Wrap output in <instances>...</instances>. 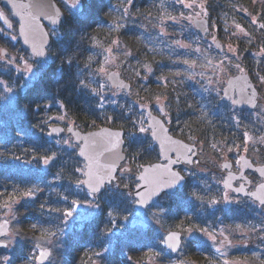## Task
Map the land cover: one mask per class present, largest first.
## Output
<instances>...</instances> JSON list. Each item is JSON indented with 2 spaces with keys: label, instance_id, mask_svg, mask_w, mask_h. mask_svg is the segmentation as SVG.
<instances>
[{
  "label": "trees",
  "instance_id": "16d2710c",
  "mask_svg": "<svg viewBox=\"0 0 264 264\" xmlns=\"http://www.w3.org/2000/svg\"><path fill=\"white\" fill-rule=\"evenodd\" d=\"M57 1L61 4L62 0ZM104 2H107L109 7L117 5L120 15L123 14V7H127L130 18L143 15L174 16L177 13L171 0H133L131 5L127 4V0H104ZM207 3L209 21L216 26L215 33L222 44L231 39L232 28L228 21L233 20L245 28L246 35L243 33V37L232 38L240 56V63L250 76L254 77L255 74L264 76V56L253 51L264 46V29L260 28V24L264 23V0H207ZM252 16L256 18L257 23H252ZM83 17L78 10L64 13L61 22L55 27L61 31L62 40L60 37L54 39L52 36L51 46L55 51L43 64L41 72L32 75L28 82L23 79L24 71L16 66L18 65L16 63H8L5 70L0 68V193H4L0 196V203L7 200L11 194L19 198L21 192L32 185L42 187L43 196L40 199L42 201L23 200L27 206L26 210L29 211V217L34 220V224H44L43 228L56 233L53 237L57 242L56 246L59 242H63L61 246L64 250L61 253L69 258L77 253L74 243L82 241L86 243L85 253L96 252L98 264H116L119 259L127 261L129 257L137 264L214 262L217 257L205 236L188 237L181 244L178 252L171 253L160 243L162 232L154 225L143 226L131 222L135 209L133 198L129 193L136 181L135 178L127 184L128 193L118 188H106L102 191L101 193L105 195L97 203V213L82 220L81 225H73V229H69L67 233L62 234L61 230H56L57 224L61 227V220L58 223L51 222L50 219L54 216L51 215L50 218L46 209L68 208L71 201L76 199L75 193L83 195L74 190L75 180L81 178L74 169L82 166V161L77 158L72 148L64 149L57 146L54 139L43 132L32 134L25 130L18 131L15 129L16 123L31 127L47 124L54 113L61 111L72 119L75 126L83 130L101 126L123 129L124 150L127 158L135 166L159 158L157 147L148 134L141 136L139 133H131L132 129L137 130V126L131 115L133 111L127 105L124 104L120 109H116L111 104L102 103L100 92H93L90 88L80 86L81 79L77 71L84 60L77 56L74 50L66 48V45L68 32L74 26L80 25ZM13 24L16 26L15 21ZM95 31L96 38L99 37L102 43H107L112 35H116L114 31L101 26ZM188 31L189 33L184 35V42L187 45L189 43L194 45L193 41H201L204 37L195 32L189 24ZM11 39L0 34V46L9 48L11 45H16L25 55H29L18 39L14 44ZM141 54L149 64L156 60V53L149 49H144ZM76 57L81 62L75 61ZM0 63L4 64V61ZM137 70L136 67L131 73ZM147 82L138 85L137 92L150 96L168 94L166 100L170 108L169 125L173 133L180 137L190 138L192 141L203 140L212 145L218 140L231 147L237 142L243 145L244 128L253 131L256 129V123L244 116L249 110L233 107L230 102L221 99L220 94L205 95L200 90L199 96L195 95L198 100L195 103L185 99V96L173 92L171 94L168 91L171 90L170 85L162 81ZM9 89L14 92L10 93ZM10 99L14 101V105H10ZM37 104L40 105L39 108L36 107ZM132 107L133 110L137 109L134 105ZM127 109H130L129 113ZM234 111L242 114L239 124L236 123ZM57 119L51 121L57 122ZM237 125H240V128ZM53 153L56 155L55 160L48 167H44L41 157ZM133 156L136 158L133 159ZM58 173L59 179L56 178ZM212 186L210 182L202 184L187 179L181 188L165 194L150 204L147 210H154L153 213L159 215L160 222L169 229L186 232L201 231V229L210 231L219 223L246 226L249 230L256 228L258 231L250 235L252 244L243 245L233 257L255 258L257 261L255 263L264 264V220L254 214L260 213V207L248 202L247 206L222 208L220 200H217V206L212 205L211 201L218 195ZM64 196L68 197L67 201L63 199ZM42 203L43 211L40 208ZM161 209L164 211L161 212ZM3 212L0 210V215ZM109 212L112 213L111 216ZM33 233L41 235L40 228L33 229ZM107 244L108 251L104 253Z\"/></svg>",
  "mask_w": 264,
  "mask_h": 264
},
{
  "label": "rangeland",
  "instance_id": "374dc122",
  "mask_svg": "<svg viewBox=\"0 0 264 264\" xmlns=\"http://www.w3.org/2000/svg\"><path fill=\"white\" fill-rule=\"evenodd\" d=\"M185 2H188V0H185ZM58 3L60 4V2ZM171 3H173L177 11V13L174 15V17L177 18L176 21L165 19L163 22H161V17H163V15L157 17L143 15L136 18H130L129 16H126L122 21L125 27L119 30H113V22L119 21L120 17L122 16L120 15V10L118 9L117 5L109 7L107 5V2H104V0H78L76 5H71L69 2L62 0L60 4L64 13H66L67 11L78 10L84 16L81 24L78 26H74L68 32L69 38L66 45V48H71L75 51L76 55L78 54L77 56L84 60L81 62L77 60V57L75 58V61L81 62L82 64H80L81 66L77 71L80 79L84 80L86 83L91 84L92 88L100 87L101 85H103V90L100 92V94H102V97L100 98L102 99V103L104 104H111L116 109H120L123 104V99L125 101H131L129 102L128 106L131 111H133L131 112L132 114L130 113L133 116V120L135 119L136 122L143 119L144 123L142 126L146 129L147 127L145 123L148 117V115L145 114L146 107H149L152 112L156 111L155 113L164 118V113L161 114V112L158 110L157 105L159 104L165 110L167 116L170 114L169 103L166 100L168 94L158 95L161 97V100L160 102H157V95L150 96L138 93L136 89L138 85L146 84V82L149 80H156L160 82L162 81L160 77H165L166 80L162 82L170 85L171 90L168 91L171 94L173 92L177 95L185 96V99L196 103L198 100L196 99L195 95L199 96L201 91L205 95L211 94L216 96L220 94V91L218 90L221 89L223 84L226 82L227 77L239 72L235 67H232L231 65L239 63L240 67L244 69L240 63V56H238L237 54L236 45L233 44L232 41V38L238 39L244 36L243 33H240L236 28L237 23L235 21H228V24L232 28L230 41H226L224 44H222L219 40L218 44L222 47L221 49H217L213 44L212 39L213 36H215L217 39L215 33L216 26L212 24L213 22L210 23L208 18V3L207 0H203L204 8L207 11V16H205V18L208 19L209 31L206 32L201 41H193L191 39L195 44L193 45L189 43L187 45L184 42V35L186 33H189L188 24L192 29H194L192 27L191 21L188 20L187 17L190 14L194 15L195 12H199L200 8L197 7L195 8V10L189 9L184 7L182 4L177 3L176 0H171ZM199 3L200 0H197V4ZM0 12H4L8 17H11L9 11L1 3ZM181 13H183V16H181ZM253 17L254 16H252V18ZM187 22L188 24L186 25ZM11 25L12 27H6L4 24L0 23V34L9 36L10 38L15 36L17 39L16 27L14 26V24ZM99 26L114 31L116 35H112L110 41H108L107 43H102L99 37L98 39L96 38L95 34V30L98 29ZM46 28L50 35V42L47 47L46 55L41 61L34 60L31 55H25L21 50L17 48L16 45H11V47L6 48L8 52L4 53L5 58L0 59V61H4V64L0 63V68L5 70L8 67V59H14V63L18 64L16 66L23 68H25V61H27L29 65L34 66L36 70V73L34 75H38L43 69V64L51 57V53L55 51V48L51 46L52 36L54 39L60 37V40H62L61 31L59 29L51 28L48 26H46ZM242 28L245 32V28ZM232 33L237 34L233 36ZM16 39H11L13 42L12 44H14ZM113 41H119V46L113 44ZM177 41H179L182 45H186V47H179L176 43ZM229 44L232 45L234 49H236L235 53L228 51ZM1 47L2 46H0V50H2ZM109 47L113 49L111 55L114 56L115 59L114 61H111L109 64L105 65V56L109 55L105 50ZM144 49H149L150 51L156 53V60L149 64L141 56V53ZM253 51H255L260 56H264V53L261 52V47ZM125 52L130 53V55L126 56L124 54ZM225 55H227L231 59V65H229L227 61L225 62L227 72H220L218 77L220 82L218 83L217 75L214 74L213 68L219 64V61L222 60ZM89 56H92L94 58L91 62H89L88 60ZM20 57H23V59H20ZM184 60H188L190 63L185 64L183 63ZM192 61H195L194 66L191 64ZM145 64L149 65V67L151 68V72L143 67V65ZM101 66L105 67L108 72L110 70L118 71L121 74L122 78L128 80L131 84V87H133L130 93L126 95L124 91H122V89L120 90L112 87L110 88L106 79L107 76L96 75L95 73ZM136 67L138 68V70L135 73H131L132 70H134ZM216 71L219 72V69L217 68ZM137 73L139 75H137ZM177 73L179 74L177 75ZM255 75L254 77L251 76V81L258 93L257 104L254 109L250 110L244 116L256 123V129L254 131L247 128H244V130H242V135L245 131H247L252 137V140L248 141V151L245 152L243 145L239 142H237L234 146L227 147L223 141H214L215 144L212 145L209 142H205L203 140L192 141L190 138L182 137L186 141L195 144L199 148V153L197 154V158L195 159V161L197 162L195 164L186 166V168L184 169H180V171L190 181H203V183L208 184V182H212V180L215 178L221 179L220 162L232 156L234 149H239L241 154L247 155L259 164H264V140H261V137H264V82H261L259 80V76H262L261 74L256 76ZM31 76L32 75L28 71H24V75L22 77L26 80V82H28V80L32 78ZM209 81H211V83H209ZM9 92L13 93L14 91ZM131 103L132 105L137 107L136 110H133ZM10 105H14V101L12 99H10ZM234 112L235 117L237 118L236 123L239 124V118H241L242 114L237 111ZM52 116L53 117H51L48 123H52L51 120L57 118L56 116L65 117L64 120L66 124H70V122L73 123L72 119L69 118L68 115L64 112L57 111V113H54ZM48 123H45L46 125L39 124L32 127L28 125L20 126L19 123H16L15 126L17 128L15 129L18 131H29L32 134H39L43 132L45 135H47L48 127L52 125ZM68 126H65V128ZM237 127L240 128V125H237ZM131 133H139V135L141 136H145L148 134L147 132H139L138 127L137 130H135V128L132 129ZM9 134L13 135V133L11 132H9ZM52 138L54 139V143L57 146L64 149H69L71 147H69L68 144L63 143V141L70 140L71 143H74L71 135L66 132H63L59 136ZM6 139L8 140L9 138ZM57 141L60 142L57 143ZM229 149H231V151H229ZM76 151L77 149L75 150V153ZM51 164L52 162L50 163V165ZM122 165L131 167L130 171L128 173L120 171L117 174V181L109 185L110 188L117 186L119 190L122 188L125 189V182H128L129 180L135 178L134 175H136V173L140 169L139 165L135 166L132 162H130L128 158H126ZM39 189L40 191H38L36 196L33 198H24L21 196L19 198L17 197L16 202L13 204L15 214L14 219L12 212H8L6 215L5 212H3L0 215H3V219L8 220V232L4 237H2V240L9 241L7 247H5L6 251H1L0 257L8 256V254L6 253H9L10 250L15 251L13 258H15V256H17L21 252H23L26 257L25 261H23V259H17L15 264L26 263L30 253L32 252V249L38 242L41 243L43 247L48 248L49 250L50 255L47 259L48 264L54 262V258H59L58 256H62V254L60 253L62 250H64V247L61 246L64 244L63 242H59L58 246H56L57 242H55V238H53L52 236H49L45 241L40 234L37 235L33 233L31 225L34 224V220L30 219V214L29 211L26 210L27 206L24 204V201L37 199L40 200L43 196L42 187H39ZM74 190L78 193H83V195L75 193L76 199L74 200H78L80 201V203L73 209L72 216L68 217L67 220H64L62 219L60 213L52 212L50 215L48 214L50 218L51 215L54 216V218L50 219L52 223H58L61 220V227L59 226V224H57L58 227L56 230H61L62 234L70 231L69 229H73V225H81L82 220H85L89 216L92 217V215L96 214L97 203L105 195L104 193H98L94 196L89 195V192L84 190L81 185L77 184L74 186ZM228 195V192L224 191L222 196L223 200H226ZM38 196L40 198H38ZM211 204L215 205L216 203L214 201H211ZM259 209L261 214L258 212V215L256 213L254 214L264 220V208ZM48 210L49 209H46V212H48ZM153 211L154 210L151 209L145 210L143 212L135 211V214L131 216V222L133 224L137 223L143 226L152 224L164 235L165 232L169 230V228L162 224V222H160L159 215L153 213ZM221 231H223V235H221ZM257 231L258 229L256 228L249 230L246 226L241 225L218 224L217 228H213L210 231L207 229L206 231L194 232L181 231V243L185 242L188 237H192L195 235L205 236L204 233L207 232L212 233L213 235H215L216 233V235L218 236L217 242L210 244V246L217 258H215L214 262L210 264H224L225 261H228L229 264H257L255 263V258L250 259L249 257H246L245 259H241L239 257H233V255L237 253L236 251H239V249L243 246L244 242H246V246H250V244H252L250 235L251 233H256ZM15 232H19L20 234L16 235L13 238L12 234ZM259 234L262 235L263 233L259 232ZM229 240L231 242L230 244L228 243ZM217 249H219V251H217ZM134 262L135 261L131 260V258L129 257L127 261L124 259L123 262L120 261L118 264H137L136 262ZM196 263L197 262L191 264ZM0 264H3V262L0 261Z\"/></svg>",
  "mask_w": 264,
  "mask_h": 264
},
{
  "label": "snow or ice",
  "instance_id": "6c2138e0",
  "mask_svg": "<svg viewBox=\"0 0 264 264\" xmlns=\"http://www.w3.org/2000/svg\"><path fill=\"white\" fill-rule=\"evenodd\" d=\"M177 3L182 4L184 7L193 9L199 7L200 11L195 12L194 15H189L187 17L188 20H194L199 18L201 22V26H203L204 17L207 16V11L204 8L203 0H200V3L197 4V0H188V2H185V0H176ZM8 3L11 4V7L14 11L15 15H18L20 17V34L24 37V42L26 44L31 45V53L32 56H44L45 55V44H46V33H44L41 30V26L39 25L38 21L39 18L42 16L45 19L51 20L53 23H56L55 16L58 15L56 12H49V9H51V5L45 3V0H37L35 3H18L16 0H8ZM133 3V0H127V4L131 5ZM123 7V6H122ZM35 13V14H34ZM129 15V11L127 7H123V14L120 17L119 21L113 22V30H119L121 28H124L125 25L122 22L126 16ZM181 16H183V13H181ZM0 19H5V22L7 23L6 17H4V14L0 12ZM165 19L167 20H173L176 21L177 18L174 16H163L161 17V22H163ZM252 23H257L256 19L253 17ZM9 27H12L11 23L8 25ZM236 28L240 33H244V29L241 27L240 24L236 25ZM260 28L264 29V23L260 24ZM163 30V29H162ZM227 30V29H226ZM205 31H208L207 28H205ZM55 34V33H53ZM237 33H232L233 36H235ZM245 35L247 33H244ZM13 40L16 39L15 36L12 37ZM213 42L216 41V37H212ZM39 42V43H38ZM113 44L119 46V41H113ZM179 47H186V45L180 44L179 41L176 42ZM219 47V45H217ZM6 50H0V59H4V52ZM106 53L109 55L105 56L104 64L107 65L111 61H114L115 57L112 56L113 49L111 47L107 48ZM228 51L235 53L236 49L232 47V45H228ZM261 52L264 53V46L261 47ZM126 56L130 55V53L125 52ZM20 59H23V57H20ZM94 58L92 56L88 57L89 62H91ZM228 62L229 65H231V59L225 55L222 60L219 61V64L216 65L213 68L214 74L217 75V82L219 83V74L220 72H227V68L225 67V62ZM14 59H8L7 63L12 64L14 63ZM183 63L188 64L190 63L188 60H184ZM191 64L194 66L195 61H192ZM211 66V63H210ZM232 67H235L239 72L243 73L244 69L240 67V64L237 63L235 65H231ZM149 72H151V68L149 65L145 64L143 65ZM25 68L30 70L31 65L25 61ZM219 69V72L216 71V69ZM96 75L101 76H108L109 79H111L112 74L107 71V69L103 66H101L97 72ZM179 73H177L178 75ZM137 75H139L137 73ZM259 75V74H258ZM162 81L166 80L165 77H160ZM242 77H236L235 81H240ZM259 80L261 82H264V76H259ZM234 80H229V84L232 85V87L235 89L237 88V85ZM80 86L90 88L93 92H101L103 90V85H101L98 88H92L91 84L86 83L84 80H80ZM211 83V81H209ZM249 88L250 86L247 83V80H243V84L239 86L238 93L239 97L235 98V93L233 95H229V90L227 88L219 89L218 91L223 92V96L221 99H228L232 105L240 104L242 102H247L249 104L255 105L257 103V92L255 89H251V92L249 94ZM11 91V89H9ZM157 102H160L161 97H156ZM55 102V100H53ZM47 106V105H46ZM63 107V105H61ZM37 108L40 107L39 104L36 105ZM161 112H163V108L160 109ZM164 116L167 117V113H164ZM58 119H64L65 117L59 116ZM51 119V117L49 118ZM139 132H150L151 136L154 138H157L160 140V148L162 152H165L168 150V146L170 144L176 143L175 141L170 140L168 137L161 138L157 132V126H161L160 121L153 120V127L150 129H146L143 127V119L135 122ZM53 132L58 131V129H53ZM68 131L70 133H73L72 127L68 128ZM52 133H49L51 135ZM77 141H83L82 144L79 143H71L70 140H65L63 143L68 144L69 147H71L73 150L78 149L77 156L83 158L82 166L76 167L74 171L76 173H79L80 175L84 176L85 179H77L75 183L77 185H87V188L89 190V195L94 196L96 193L100 192L101 188L106 184H111L113 180L116 179L114 173L117 171V162L120 160L125 159L123 155H121V146L123 144V140L121 138V133L119 131L117 132H106L102 139L97 140L92 138V135L88 137H80L78 133H73ZM244 135V142L243 147L244 151H248V141L252 140V137L249 135L247 131L243 133ZM261 140H264V137H261ZM60 141H57L59 143ZM184 151H177V159L168 160L167 165H156L152 168H144L143 172L139 175L138 181L136 183V189L135 197H138L139 199H135V203L137 204H145L149 200H151L153 197H156L158 194H160L162 189H168L172 188L173 185H176L178 182L182 181L184 177L176 171H172L170 165L174 163H188V164H195L197 161L193 160L192 157L196 156V146L195 145H184L182 146ZM215 147V146H214ZM231 151V149H229ZM138 155V153H137ZM105 157L109 160V163L101 164L100 158ZM55 158V153L52 155H45L41 157L42 162L44 165H49V163ZM136 156H133V159H135ZM243 159V157H241ZM239 163V160L237 161ZM247 163V161H245ZM139 167L143 168V165H140ZM225 168L228 167L227 164L224 165ZM119 171H130V169H119ZM155 173H159L160 175H156ZM57 179L60 178L59 173L57 174ZM224 183L227 185L228 181L225 180ZM261 189H264V185L259 186ZM241 189H237V191H240ZM40 191L38 186L32 185L27 190H24L21 192V197L24 198H32L35 197L37 192ZM15 192V190H14ZM4 193H0V196H3ZM131 195V193H129ZM251 196L256 197L259 199L261 204H264V195H257L256 192L250 193ZM63 199L65 201L68 200L67 196H64ZM17 197L15 194H11L8 196L7 200L0 203V210H3L5 212V215L8 212L13 213V219L15 218L14 214V208L13 204L16 202ZM80 203L78 200H72L70 203V206L65 209L61 208H49L48 214L50 215L52 212L60 213L62 219L67 220L68 217L73 215V209ZM41 210L44 209V204L42 203L40 205ZM164 209H161V212H163ZM111 212H109V215L111 216ZM5 224L8 223L6 220L4 222ZM4 227L3 224H0V229ZM40 228L41 230V236L46 241L49 236L54 237L56 235L55 232H51L48 228H43L42 225L32 224L31 228L36 229ZM239 227V226H238ZM201 231H206L204 229H201ZM19 232H15L12 234V237L14 238L16 235H19ZM214 241L215 236L212 235V233H207ZM221 235H223V231H221ZM9 241L2 240L0 241V244H3L5 247H7ZM160 243L166 245L168 248L175 250L176 247L179 244V236L176 233H169ZM230 244L231 242L228 241ZM219 251V249H217ZM49 251L47 248L43 247L41 243H36L34 248L32 249V252L29 255L28 260L26 261V264H36L37 261H40L41 264H43L44 261H46L49 258ZM97 255H99L97 253ZM0 261L3 262V264H10V258L8 256L0 257ZM224 264H229L228 261H225Z\"/></svg>",
  "mask_w": 264,
  "mask_h": 264
},
{
  "label": "water",
  "instance_id": "95a60500",
  "mask_svg": "<svg viewBox=\"0 0 264 264\" xmlns=\"http://www.w3.org/2000/svg\"><path fill=\"white\" fill-rule=\"evenodd\" d=\"M0 1H1V3H3V4H4V5H5V6L11 11V14H12L13 18L17 21V35H18V39H19L21 45H22L24 48H26V49L31 53V45H30V44H26V43L24 42V37L20 34V17H19L18 15H15V14H14V11H15V10L12 9L11 4L8 3V0H0ZM75 1H76V0H70L71 3H74ZM16 2H18V3L29 4V3H35V2H37V0H16ZM45 3H47V4H49V5L52 6L51 9H49V12H53V11H54V12L58 13V15L54 17V18L56 19V21H57L56 23H53L51 20H49V19H45V18L42 17V16L39 18V21H38L39 25L41 26V30H42L44 33L47 34L46 37H45V39H46V44H45V46H44V47H45V51H46V46H47V44L49 43V35H48L47 30H46L45 24H47V25H49V26H57V25L60 23V17H62L63 12H62L61 8L59 7V5L56 3L55 0H45ZM34 14H35V13H34ZM4 17H6V16L4 15ZM6 19H7L8 22L6 23V22H5V19H3V22H4L5 24H9L10 20H9L7 17H6ZM191 23H192V25L194 26V28L196 29V31H197L199 34L204 35L206 32H208V31H205V28L209 29V27H208V20H207L205 17H204L203 26H201V22H200L199 18L194 19V20H191ZM38 43H39V42H38ZM214 44L216 45V47H217L218 49H221V46L218 44V40H217V39H216V41L214 42ZM217 45H219V47H218ZM34 57H35V58H42L43 56H34ZM27 70H28V69H27ZM29 71H30L31 73H34V69L32 68V65H31V69H30ZM109 73L112 74L111 79H109V77L107 76V80H108V82H109L110 85H112V86H114V87H118V88H123V89H125V90H128V89H129V83H128L127 81H125V80L119 75V73H118L117 71L111 70V71H109ZM236 77H242V79H241L240 81H235V78H236ZM245 79L247 80V83H248V85L250 86V88H249V94H250L251 89H255V90H256V88L254 87V85H253L252 81L250 80V77H249V75H248V73H247L246 71H243V73L239 72V73H236V74H233V75L228 76L227 79H226V82H225V84H224V86H223L222 88H227V89L229 90V95H233V93H235V98H238V97H239L238 88H239V86H241V85L243 84V80H245ZM229 80H234L235 83H236V85H237V88L234 89V88L232 87V85L229 84ZM256 92H257V90H256ZM222 96H223V92H222ZM255 105H256V104H255ZM255 105H253V104H249V103H247V102H242V103H240V104H236L235 106H236V107H239V108L252 109V108L255 107ZM153 120L160 121V124L162 125V127H161V126H157V132H158L159 136H160L161 138H163V137H168V138H170V140L175 141L176 143H174V144H170V145L168 146V150L165 151V152H162V151H161V148H160V140L157 139V138L152 137V136H151V133L149 132V136H150V138H151V139L153 140V142L157 145L158 152H159V156H160V160H159V161H153V162H150V163H146V164H144V165H143V168H141V170L139 171V173H138L137 176H136V177H137V182H139V181H138V177H139V175L143 172V169H144V168H152V167H154V166H156V165H167L169 159H172V160H176V159H177V151H178V150L181 151V152L184 151V149H183L182 146H184V145H188V146L193 145V144H191V143H188V142L184 141L183 139H181V138H179V137H176V136L172 135V134L169 132V128H168V126L165 124V122L163 121V119L160 118L158 115H156V114L151 113V112L148 111V118H147V121H146V126H147L149 129H150L151 127H153ZM69 127H72V129H73V133H78L79 136L82 137V138H83V137H88V136H90V134H91V135H92V138L97 139V140L102 139L103 136H104V134H105L106 132H113V133H114V132L119 131V132L121 133V138H122V140H123V130L120 129V128H112V127H109V126H102V127L97 128V129H93V130H89V131H81V130H79V129H77V128H73L72 125H70ZM69 127H68V128H69ZM68 128H67L66 131H67L68 133H70V132L68 131ZM53 129H58V131L53 132V131H52ZM62 130H63V127H62V126H60V125H53V126H51V127L49 128L48 134H49V133H52V134L49 135V136L54 137V136H57L58 134H60ZM73 133H70V135L72 136V139L74 140V142L79 143V144H82L83 141H82V140H81V141H77L76 138H75V136L73 135ZM123 142H124V140H123ZM120 151H121V155H123V156L125 157V152L123 151V144H122V146H121V150H120ZM77 152H78V149H77ZM76 154H77V153H76ZM77 157H78V156H77ZM241 157H243V159L240 158V163H239V165H240V172L235 174V173H233V172L227 171L226 175L224 176L223 186H224L225 188H228V189L233 190L236 194H239V195H245V196H250L252 199H254V200H256L258 203H260L259 199H257L256 197L251 196L250 193H252V192H256L258 196H259V195H264V189H261V188L259 187L260 185H264V180H262L261 182L257 183V184L255 185L254 189H252V190H250V191H246V186L243 185V183H241L239 186H234V185H233V181H234L235 179H237V178H241V179L243 178V179L246 180V177L243 176L242 174H243V172H244L245 170H247V169H253V170H255V171L257 172V174H258L259 176H261V177L264 179V165H263V164H257V165H254V164L251 162V160H250L249 157H247V156H245V155H243V156H241ZM78 158H80V159L83 160V158H81V157H78ZM54 159H55V158H54ZM54 159H53V160H54ZM192 159H193V157H192ZM53 160H52V161H53ZM123 160H124V159H123ZM123 160H120V161L117 162V165H116L117 168H118L119 164H120ZM52 161H51V162H52ZM245 161H247V163H245ZM51 162H50V163H51ZM100 163H101V164H106V163H109V160L106 159L105 157H101V158H100ZM178 164H180V163H174V164L170 165L172 171L179 172V170L176 168V166H177ZM225 164L228 165L227 168L224 167ZM46 166H47V165H46ZM221 167H222V169H227V170H228V169L230 168V162H229V161H224V162H222V163H221ZM179 173H180V172H179ZM155 174H156V175H160L159 173H155ZM180 174H181V173H180ZM114 175H115V173H114ZM181 175H182V174H181ZM182 176H183V175H182ZM183 177H184V176H183ZM82 179H85V177L83 176ZM184 180H185V178H184L182 181L178 182L176 185H173L172 188L162 189L161 192H160V194H161L162 192H167V193H171V192H173L177 187L182 186V184L184 183ZM225 180L228 181V184H227V185L224 183ZM83 187L86 188V189L88 190L87 185H83ZM103 187H104V186H103ZM103 187L101 188V190L103 189ZM237 189H241V190H240V191H237ZM88 191H89V190H88ZM136 191H137V189H136V184H135L134 187H133V191H132V194H133L134 197H135V192H136ZM158 195H159V194H158ZM158 195H157L156 197H153L151 200H149V201H148L147 203H145V204H137V203H134L135 208H136L138 211H142V210L145 208L146 205H148V204H150V203H153V202L157 199ZM135 198H136V199H139L138 197H135ZM260 204H261V203H260ZM263 205H264V204H263ZM4 222H5V221H2V222L0 223V224H3V225H4V227H3L2 229H0V236L3 235V234H5V233L7 232V224H5ZM169 233H176V234L179 236V244H178V246L176 247L175 250H172V249L168 248V247L165 245V247H166L170 252H175V251L179 248V246H180V232L177 231V230H169V231H167V232L164 234L163 239H164ZM0 245H3V244H0ZM39 262H40V261H39Z\"/></svg>",
  "mask_w": 264,
  "mask_h": 264
},
{
  "label": "flooded vegetation",
  "instance_id": "af4514ba",
  "mask_svg": "<svg viewBox=\"0 0 264 264\" xmlns=\"http://www.w3.org/2000/svg\"><path fill=\"white\" fill-rule=\"evenodd\" d=\"M130 86H131V84H130ZM132 89H133V87H130V90L128 92H125V94L128 95V93H130V91ZM122 103H123V105L125 104L124 102H122ZM157 106H158V110L160 111V109L162 108L161 105L158 104ZM146 108H145V114H146ZM150 111H151V109H150ZM127 112L129 113L130 109H127ZM163 113H165L164 109H163V112H161V114H163ZM155 114H157V113H155ZM164 118L166 120H169V115L167 117L164 116ZM196 153L197 154L199 153V148L198 147H196ZM197 154H196V156H194L193 160H195L197 158ZM240 155H241L240 150L239 149H234L233 155L228 157V159L231 162L230 171L235 173V174L240 172V166H239V163L237 162L239 160ZM252 162L257 164V162H255L254 160H252ZM186 166H188V165L185 164V163H180L178 165L179 170L186 168ZM220 173H221L220 174L221 175V179L220 178H215L211 182V184H213L212 188H214L217 191V194H218V195H216L217 196L216 198H213V201L215 203L217 202V200H220V203H221L220 205H222V208H227V207L230 208V207H233V206H247V203L249 202L250 204L256 205L257 207L259 206L260 208H264V205L258 204L251 197H249V196H240V195L236 194L233 190L228 189V188H224L223 185H222V182H223V178H224V175H225V170L221 169V167H220ZM242 175H244L246 177V180L243 179V178L242 179L241 178H237V179H235L233 181V185L237 186V185H240L241 183H243V185L246 186V191H250V190L254 189L255 185L258 182L263 180V178L261 176H259L256 173V171L253 170V169L245 170ZM185 178L187 179L186 176H185ZM125 183L129 184V181L125 182ZM224 191L228 192V194H229L227 199L226 200L224 199L226 202L223 200V197H222ZM126 192L128 193V190H126ZM164 195L165 194H162L160 196V198L162 196H164ZM215 206H217V205L215 204ZM219 224L221 225V223H219ZM217 227H218V225L216 227H214V228H217ZM207 233H204V234H205V237L208 240L209 244H213V243L217 242L218 236L216 235V233H215V235L212 234L216 238L215 241ZM245 243L246 242L243 243L244 246H245ZM75 245H76V252L77 253L67 263H65V262L60 263V262H58V260H54L53 259L54 262H52L51 264H98V259H97V256H96V252H92L90 254L89 253H85L87 251V250L84 251V248H85L84 245H86V243H84L82 241H79L77 244L74 243V246ZM4 248H5L4 245L0 246V253H1V251ZM107 251H108V244L105 246L104 253H106ZM83 252L85 253V255H84ZM11 253L12 252H10V254L7 253L9 257H12ZM10 264H12L11 261H10ZM36 264H41V262L40 263L36 262ZM43 264H48L47 260L44 261Z\"/></svg>",
  "mask_w": 264,
  "mask_h": 264
}]
</instances>
